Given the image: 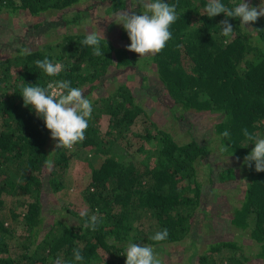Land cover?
Segmentation results:
<instances>
[{
  "label": "trees",
  "instance_id": "trees-1",
  "mask_svg": "<svg viewBox=\"0 0 264 264\" xmlns=\"http://www.w3.org/2000/svg\"><path fill=\"white\" fill-rule=\"evenodd\" d=\"M79 1L0 0V12L22 10L32 16L45 12L54 16ZM108 1V13L135 7L130 9L137 14L151 2ZM248 1L250 6L264 7V0H244ZM163 2L175 5L177 20L169 28L172 38L160 53L148 55L166 95L163 101L179 118L185 117L186 110L218 114L214 129L219 151L227 146V151L220 153L239 159L244 166L245 189L234 207L231 225L240 236L246 234L259 245L253 255L264 264V172L255 171L254 162L251 167L245 164L254 144L243 135L247 129L264 138V17L242 27L239 18H227L223 13L208 17V0ZM221 2L232 7L241 0ZM85 11L80 8L73 16L49 20L46 28L41 22L35 27L49 33L54 27L79 23ZM226 18L233 25L232 37L221 34L219 24ZM87 34L65 31L58 39L35 46L22 42L12 54L0 57V264H55L57 259L61 264H125L130 242L155 246L188 238L198 252V264H252L239 238L211 240L202 250L191 238L197 231V215L205 212L201 209L204 184L198 177V164L210 155L212 146L197 137L177 140L151 120L153 129L146 126L145 133L137 132L146 141L131 149L132 124L141 114L148 115L132 87L122 81L105 94L91 97V93L105 91L103 87L119 67L136 69L138 54L128 50L130 39L123 27L120 37L125 45L116 46L105 37L100 42L101 56L82 44ZM24 48L31 54L21 55ZM45 58L61 63L63 71L49 77L36 65ZM57 80L71 81V87L84 90L93 107L85 139L71 150L56 149L58 141L21 96L26 86L46 87ZM103 122L105 127H101ZM225 130L227 138L221 135ZM147 142L155 145L148 147ZM74 156L92 165L79 202L70 200V189L62 192ZM49 157L54 162L51 170L45 165ZM207 166L211 174L210 160ZM218 176L221 181L236 179L235 166L220 169ZM45 191L62 192L65 200V216L55 217L47 229ZM20 197L28 199L19 202ZM97 209L102 222L93 231L84 225ZM81 211L88 215L82 217ZM18 224L24 226L25 233L18 232ZM165 228L167 239L154 241L152 237ZM74 249L80 250L82 261H75Z\"/></svg>",
  "mask_w": 264,
  "mask_h": 264
},
{
  "label": "rangeland",
  "instance_id": "rangeland-1",
  "mask_svg": "<svg viewBox=\"0 0 264 264\" xmlns=\"http://www.w3.org/2000/svg\"><path fill=\"white\" fill-rule=\"evenodd\" d=\"M108 3V0H81L57 13L55 12L54 16L49 12L36 16L22 10L0 12V57L12 54L22 42L35 46L47 40L58 39L65 31L97 32L101 36L104 34L116 46H124L125 40L120 37L123 26L119 24L117 13L107 12ZM248 3L250 2L248 1ZM80 8L86 10V14L79 23L54 27L50 29L49 33L38 32V28L35 27V24L41 22L43 27L46 28L50 26L49 20L60 18L61 15L73 16ZM130 8L134 9L135 7ZM130 8L122 11L133 12ZM148 60V56L139 57L138 55L136 69L131 67L125 70L124 67H119L120 69L115 77H111L105 88L103 87L105 91L101 89L93 92L91 97L105 94L110 91L114 84L122 81L127 82L132 87L137 100L146 108L148 115L141 114L132 124L128 137L131 141V149L146 141V138L137 135V132L145 133L146 126L153 129L151 120L155 121L161 128L171 132L177 140L187 141L192 137H197L200 141L211 145L212 152L210 155L198 164V177L204 184L201 209L205 212L202 211L197 215L194 222L197 225V229L195 228L197 231L195 235L193 234L190 237L197 240L200 244V250L205 247L204 244L211 240L239 238L245 253L252 257L250 262L252 264H263L262 259L254 256L259 250V245L246 234L240 236L238 231L231 225L234 207L239 205L245 189L244 166L239 159L220 153L219 140L216 138L214 129V123L219 118L218 114L207 111L186 110L185 117H176L169 104L163 101L162 97H166L163 86L155 71L154 64ZM110 72L112 71L110 70ZM166 101L169 103V100ZM105 126V122H103L101 127ZM147 143L148 147L155 145L154 142ZM208 160L211 161L213 166L211 174L207 166ZM98 162L99 160H96L94 164L97 165ZM227 166H235L237 178L221 181L218 172ZM91 172L92 165L87 161L76 156L71 159L66 171V188L62 192L64 193L70 189V200L72 202L80 201L81 189L89 180ZM62 192L45 191L43 193V214L46 229L55 217L62 218L65 216V211L62 212L63 201H65ZM27 199V197H20L18 201L24 202ZM45 228L40 230L39 236L45 232ZM17 230L18 232H26L22 224L17 225ZM151 247L154 249L156 256L163 260L165 264H198V252L196 249L194 250L190 238L181 243H168ZM237 253L240 254L241 251L238 250ZM245 263L247 264V262Z\"/></svg>",
  "mask_w": 264,
  "mask_h": 264
},
{
  "label": "clouds",
  "instance_id": "clouds-1",
  "mask_svg": "<svg viewBox=\"0 0 264 264\" xmlns=\"http://www.w3.org/2000/svg\"><path fill=\"white\" fill-rule=\"evenodd\" d=\"M144 8L145 11L141 14L128 11L117 13L119 24L126 30L130 39L127 48L137 53L139 57L160 53L172 38L170 25L177 20L175 5H169L163 0L146 2ZM205 11L210 18L221 13L227 18H239L242 27L256 22L259 17H264V7H252L244 0L232 7L222 3L221 0H208ZM227 18L219 24L222 28L221 34L224 37H232L233 25ZM101 39L106 40L104 34L101 36L97 32H89L82 44L91 47L95 56H101L103 55L100 48ZM30 54L31 50L28 48L21 50V55ZM36 65L49 77L58 76L64 68L61 63H52L47 58L37 60ZM21 96L25 106H32L35 113L44 120L51 137L58 141L56 149L71 150L74 145L85 139V131L89 126L88 120L92 115L93 107L91 101L84 95V90L71 87V81L57 80L48 83L46 87L29 85L23 88ZM221 135L227 138L229 132L225 130ZM243 135L254 144L252 151L244 158L245 164L251 167L254 162L255 171L264 172V138H257L247 129L243 130ZM220 151H227V146H222ZM53 163L51 157L45 161L49 170L52 169ZM98 213L97 209V214L91 215L86 221L84 225L86 228L96 230L98 224L102 222V217H99ZM80 215L84 217L88 213L81 211ZM168 235V230L165 228L158 231L152 239L161 242L166 240ZM73 256L77 262L83 260L79 249H74ZM55 264H61V261L57 259ZM125 264H160V260L151 246L130 242L126 246Z\"/></svg>",
  "mask_w": 264,
  "mask_h": 264
}]
</instances>
